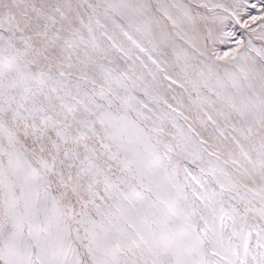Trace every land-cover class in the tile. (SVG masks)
<instances>
[{
    "label": "snow or ice",
    "instance_id": "obj_1",
    "mask_svg": "<svg viewBox=\"0 0 264 264\" xmlns=\"http://www.w3.org/2000/svg\"><path fill=\"white\" fill-rule=\"evenodd\" d=\"M0 264H264V0H0Z\"/></svg>",
    "mask_w": 264,
    "mask_h": 264
}]
</instances>
